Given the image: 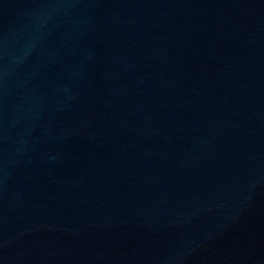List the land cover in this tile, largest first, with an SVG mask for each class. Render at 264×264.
Returning a JSON list of instances; mask_svg holds the SVG:
<instances>
[{"label": "water", "instance_id": "obj_1", "mask_svg": "<svg viewBox=\"0 0 264 264\" xmlns=\"http://www.w3.org/2000/svg\"><path fill=\"white\" fill-rule=\"evenodd\" d=\"M263 243L264 0H0V264Z\"/></svg>", "mask_w": 264, "mask_h": 264}]
</instances>
